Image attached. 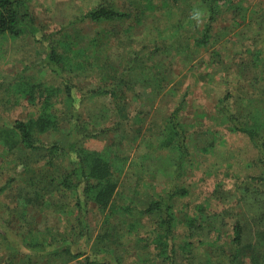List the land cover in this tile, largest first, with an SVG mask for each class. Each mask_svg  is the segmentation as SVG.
<instances>
[{"label": "rangeland", "instance_id": "374dc122", "mask_svg": "<svg viewBox=\"0 0 264 264\" xmlns=\"http://www.w3.org/2000/svg\"><path fill=\"white\" fill-rule=\"evenodd\" d=\"M101 1L31 2L45 35L58 34L65 28L57 42L68 37L74 44L73 52L84 49L78 61L83 60L87 67L73 74L80 75L76 80L79 87L83 91L95 89L122 70V63H128L135 52L150 53L157 48L158 54L150 57L145 69L158 75L150 74L155 79L166 78L170 85L158 97L154 90L158 82L151 87L138 86L140 94L128 93L121 106L108 96L86 98L82 104L81 115L89 125L113 129L106 138L91 140L86 147L101 151L112 162L119 183L111 209L102 211L91 204L86 239L78 232L74 193L60 189L47 194L44 200L28 205L24 202L22 189L29 177L38 175L34 182L44 181L47 174L59 178L71 170L70 161L58 164L53 172L43 163L34 166L32 162L25 167L19 153H9L0 144V264H31L30 260L39 264H89L88 255L101 249L110 250L107 255L117 259V264H162L153 243L159 235L158 220L144 211L150 201L174 185L189 192L174 201L175 236L177 247L181 245L180 251L192 261L204 263L212 257L217 261L219 249L231 241L238 220L246 224L247 241L258 243L260 225L240 199L244 194L242 185L251 175L260 173L259 153L247 136L230 131L217 110L229 95L228 104L234 113L242 114L241 122L264 120V30L259 25L264 0L224 3L208 45L200 47L197 40L205 35L208 14L198 0H109L121 10H131L130 20L117 25L86 22L85 15ZM48 48L30 34L20 39L0 37V128L12 127L31 111L36 112L23 100L7 97V84L28 79L48 86L62 85L45 61ZM105 56L110 60L104 61ZM104 62L108 68L101 72ZM183 101L191 155L179 177L174 166L166 168L176 155L156 150L152 140L158 138L165 120ZM59 107L63 108V103ZM66 128L68 124L64 123L63 131ZM63 131L43 140L65 143L68 134ZM149 165L160 171L147 173L151 171ZM241 210L245 214L241 215ZM189 222H193V230ZM66 239L85 245L88 254L79 258L65 254L44 257L25 245H58ZM259 246L264 251V240ZM239 264H253L250 253L243 255Z\"/></svg>", "mask_w": 264, "mask_h": 264}, {"label": "trees", "instance_id": "16d2710c", "mask_svg": "<svg viewBox=\"0 0 264 264\" xmlns=\"http://www.w3.org/2000/svg\"><path fill=\"white\" fill-rule=\"evenodd\" d=\"M198 1L205 6L208 14L205 35L197 40L198 47H200L208 45L213 24L220 15L222 5L242 0ZM31 2L32 0H0V37L20 39L30 34L34 39L36 38L48 45L45 61L49 69L62 80V85L59 87L48 86L42 81L32 82L28 79H17L7 84L4 90L7 97L12 96L17 100H23L28 107L36 108V112L31 111L27 118L17 120L12 127H1L0 144L9 153H19L22 157V165L25 167H29L32 162H35L34 166L43 163L47 165L49 171L53 172L54 169H57L58 164L63 161H70L71 170H68L66 174L63 173L59 178L52 176L54 174H47L43 177L44 181L34 182L38 175L29 177L22 189L26 196L24 202L28 205L37 199L44 200L47 194L60 189L74 193L75 202L73 206L78 220V232L82 238L86 239L89 237L87 216L91 204H95L102 211L111 209L119 190V183L112 162L101 151L90 150L86 147L91 140L106 138L113 129L112 127L101 128L99 124L89 125L87 118H83L84 116L81 115L82 104L86 98L94 99L108 96L116 105L121 106L125 104L128 93L140 94L137 91L138 86L151 87V85L158 82L157 87H154L155 94L158 97L165 92L170 83L166 78L164 81L162 78L155 79L153 77L155 74L148 73L145 69V64L150 61V57L158 54L159 49L157 48L154 51H149L150 53L135 52L128 63L127 61L122 63V70L117 71L110 81H102L97 88L83 91L76 81L80 75L73 76V74L87 67L84 66L83 60L82 62L78 61L80 55L84 54V49L78 51L79 53L73 52L74 44L68 37L60 44L57 42V37L65 28L62 32L60 30L58 34L45 35L37 24ZM132 14L131 10L128 12L119 9L114 2L102 0L85 15L84 20L96 25H117L129 21ZM261 18H263V21L259 25L260 29L263 28L264 30V16H261ZM100 36L105 39L103 34ZM109 60L110 58L105 56L104 61ZM73 61L77 62L78 65L75 66ZM107 68L108 66L104 62L100 70L103 72ZM150 74L153 76L151 77ZM155 77H158V75ZM163 98H167V96ZM229 100V95L222 100L217 110L218 115L224 119V124L230 128L231 132L247 136L259 153L257 164L260 173L251 175L248 178L249 180H246V183L242 185L244 194L241 195L240 199L241 204L247 206V211L254 216L257 225H260L256 236L259 242L251 243L247 241L246 224L242 220H238L232 228L231 241L226 247L223 246L219 249L220 256L217 261L214 257L208 258L204 263L192 261L186 256L185 252L180 251L181 245L177 247L175 236L177 217L174 210V201L177 197H184L189 192L185 188L174 185L165 194H161L150 201L148 208L144 211L145 214L158 220L159 235L153 243H155L154 249L157 259L162 264H180L181 262L188 264H239L241 257L247 253H250L253 264H264V251L259 246L264 240V120L255 119L253 124L241 122L239 115L242 114L234 113L228 104ZM19 102L21 101H17V103ZM58 103H63L64 107L58 109ZM185 109L186 102L183 101L165 120L164 126L157 133L158 138L152 140L156 150H169L176 155L175 157L172 156L173 160L171 159L166 168L174 166L179 177L183 175L186 163L191 155L188 146L190 138L189 125L184 123L183 120ZM64 123L68 124L66 131H63ZM62 131L68 134V140L65 143L61 140L54 142L43 140V137L53 132ZM147 168L151 170L147 173L154 172L156 174L155 171H160L152 165ZM49 177L51 178L42 187L43 182ZM130 209H133L132 206H130ZM242 214H245L244 210H241ZM188 224L192 230L195 228L193 222ZM131 230L130 228V232ZM25 245L32 253H39L40 256L44 257L53 254H65L79 258L88 254L85 245L80 246L77 241L68 239L63 240L58 245L54 243L46 245L44 242L26 243ZM185 247L187 248V245ZM109 251L104 249L92 251L87 257L88 263L117 264V259L108 256L109 254L107 255V253H110ZM30 262L31 264H39L32 260Z\"/></svg>", "mask_w": 264, "mask_h": 264}]
</instances>
